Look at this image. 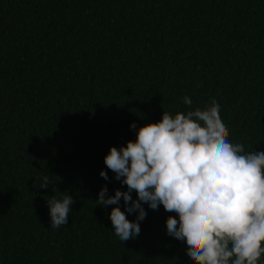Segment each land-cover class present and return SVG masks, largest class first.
Listing matches in <instances>:
<instances>
[{
  "label": "trees",
  "instance_id": "trees-1",
  "mask_svg": "<svg viewBox=\"0 0 264 264\" xmlns=\"http://www.w3.org/2000/svg\"><path fill=\"white\" fill-rule=\"evenodd\" d=\"M184 96L214 98L230 142L264 152V0H0V264H192L166 234L174 213L142 204L120 241L117 205L96 202L127 190L109 148L190 110ZM45 176L74 200L57 229Z\"/></svg>",
  "mask_w": 264,
  "mask_h": 264
},
{
  "label": "clouds",
  "instance_id": "clouds-1",
  "mask_svg": "<svg viewBox=\"0 0 264 264\" xmlns=\"http://www.w3.org/2000/svg\"><path fill=\"white\" fill-rule=\"evenodd\" d=\"M174 115L163 112L158 122L136 129L135 141L110 147L103 158L126 191L106 186L97 194L100 206L117 205L109 214L113 233L129 241L146 218L142 204L174 213L165 220L166 234L183 241L192 264H262L264 262V152H246L229 140V130L213 98L204 108ZM99 176L108 180L107 172ZM52 184L44 177L40 188ZM47 201L51 229L68 222L74 203L67 192ZM136 199L133 200L132 193ZM124 202L121 211L119 202ZM126 213H136L130 221Z\"/></svg>",
  "mask_w": 264,
  "mask_h": 264
}]
</instances>
